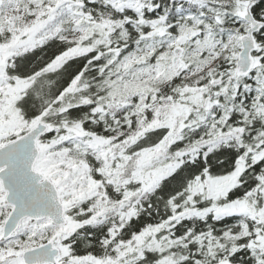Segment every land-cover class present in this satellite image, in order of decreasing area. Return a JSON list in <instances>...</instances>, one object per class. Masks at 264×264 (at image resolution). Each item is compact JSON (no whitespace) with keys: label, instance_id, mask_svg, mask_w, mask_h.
Masks as SVG:
<instances>
[{"label":"snow or ice","instance_id":"6c2138e0","mask_svg":"<svg viewBox=\"0 0 264 264\" xmlns=\"http://www.w3.org/2000/svg\"><path fill=\"white\" fill-rule=\"evenodd\" d=\"M0 264H264V0H0Z\"/></svg>","mask_w":264,"mask_h":264}]
</instances>
